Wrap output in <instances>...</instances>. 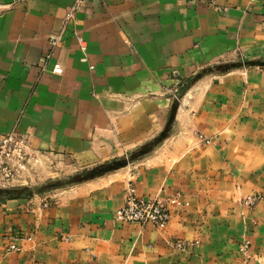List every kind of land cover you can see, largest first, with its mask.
I'll list each match as a JSON object with an SVG mask.
<instances>
[{
	"label": "crops",
	"instance_id": "1",
	"mask_svg": "<svg viewBox=\"0 0 264 264\" xmlns=\"http://www.w3.org/2000/svg\"><path fill=\"white\" fill-rule=\"evenodd\" d=\"M74 1L0 0V137L15 131L80 166L163 144L135 171L53 200L0 203V264H264V65L204 72L264 60V0H216L225 10L212 0H90L43 70L49 37ZM198 73L172 124L171 90ZM130 185L188 205L170 207L165 229L118 221ZM249 194L263 198L247 207ZM179 239L197 243L181 251ZM13 241L23 249L6 252Z\"/></svg>",
	"mask_w": 264,
	"mask_h": 264
},
{
	"label": "rangeland",
	"instance_id": "2",
	"mask_svg": "<svg viewBox=\"0 0 264 264\" xmlns=\"http://www.w3.org/2000/svg\"><path fill=\"white\" fill-rule=\"evenodd\" d=\"M256 61L259 60H230L222 64H216L213 68L210 67V69H206L204 72L208 75H211L208 72L221 74L226 70L235 67L237 64L246 67L254 66L253 63ZM202 78H204L202 73H198L195 76V79L192 77L190 81H186L185 78H182V80L171 90L172 108L169 121L172 124H174V120L176 119L175 116H177L180 106L185 104L188 105L187 99L185 98L187 92L186 88H189L188 85L190 86V84L199 82ZM170 126L171 125L166 126L161 133V136L168 133ZM21 138L24 141V137ZM161 140L162 139L160 138H156L154 141L148 142L135 149L127 157L116 158L110 162L107 161L93 166H80L75 159L70 157L48 155L44 150L39 151L33 148L39 152L37 159L30 163L24 162L23 166H19L20 172L16 173L13 179L6 178L5 173L0 169V203L16 197L29 198L36 195L48 200H53L58 198L59 195H62L64 192L71 191L78 185L93 181L104 175L114 174L129 167H133L132 170L135 171V168L138 167L139 163L147 158L152 153L153 149H157L163 144V141ZM103 167H111V169L97 176L93 175L95 170ZM11 194L14 195L11 196Z\"/></svg>",
	"mask_w": 264,
	"mask_h": 264
},
{
	"label": "built area",
	"instance_id": "3",
	"mask_svg": "<svg viewBox=\"0 0 264 264\" xmlns=\"http://www.w3.org/2000/svg\"><path fill=\"white\" fill-rule=\"evenodd\" d=\"M90 0H75L72 6L67 10L64 18L62 19L61 29L58 33L52 34L49 37V51L45 56V61L42 69L45 70L46 62L50 59L53 52L62 45L64 34L69 22H76L77 13L83 11L86 4ZM211 4L220 10L226 8L217 5L216 0H212ZM76 38L81 45L82 50L86 51V42L83 37L75 32ZM83 61H87V57H83ZM94 68L93 65L90 66ZM54 71L61 73L62 69L56 66ZM199 138L209 143L210 140L204 138L203 134H199ZM38 151L31 148L28 142L22 140L15 131H12L0 138V169L5 173L6 178L13 179L16 173H19V166H23L24 162L30 163L37 159ZM263 196L259 194H249L241 199L243 205L253 207L262 200ZM188 202L183 201L180 194H175L170 197L168 202H164L159 198L143 197L137 194L136 188L132 185L129 186L126 195L125 203L116 209L115 218L121 222H138L141 224L149 223L159 229H165L171 220V206L184 207ZM26 236L22 235L15 237V239H24ZM197 241H189L179 239L174 243V247L181 251L190 250ZM249 240L243 241L239 245L240 251L247 255L250 251ZM23 247L16 243V241L9 242L5 248L6 252L21 251Z\"/></svg>",
	"mask_w": 264,
	"mask_h": 264
},
{
	"label": "water",
	"instance_id": "4",
	"mask_svg": "<svg viewBox=\"0 0 264 264\" xmlns=\"http://www.w3.org/2000/svg\"><path fill=\"white\" fill-rule=\"evenodd\" d=\"M251 64H252V63H251ZM253 64H254V65H264V60H263V61H261V60L256 61V62H254ZM253 64H252V65H253ZM110 169H111V167H103V168L97 169V170H95V171L93 172V175H94V176H97V175H99V174H101V173H103V172H106V171L110 170Z\"/></svg>",
	"mask_w": 264,
	"mask_h": 264
},
{
	"label": "trees",
	"instance_id": "5",
	"mask_svg": "<svg viewBox=\"0 0 264 264\" xmlns=\"http://www.w3.org/2000/svg\"><path fill=\"white\" fill-rule=\"evenodd\" d=\"M14 195V194H11V196Z\"/></svg>",
	"mask_w": 264,
	"mask_h": 264
}]
</instances>
